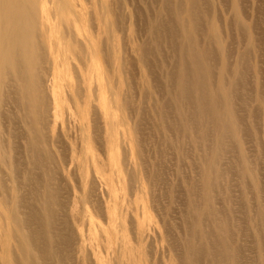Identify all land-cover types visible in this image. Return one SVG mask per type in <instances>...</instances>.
<instances>
[{"label":"bare ground","instance_id":"obj_1","mask_svg":"<svg viewBox=\"0 0 264 264\" xmlns=\"http://www.w3.org/2000/svg\"><path fill=\"white\" fill-rule=\"evenodd\" d=\"M174 1L148 34L169 35L163 91L150 65L163 46L125 54L111 0H0V264H250L240 211L264 264V187L236 103L252 70L246 53L227 63L207 1ZM128 64L152 114L132 115ZM165 198L179 221L159 213Z\"/></svg>","mask_w":264,"mask_h":264},{"label":"rangeland","instance_id":"obj_2","mask_svg":"<svg viewBox=\"0 0 264 264\" xmlns=\"http://www.w3.org/2000/svg\"><path fill=\"white\" fill-rule=\"evenodd\" d=\"M125 1H128V3H129L128 8H129V10L132 11V22L129 19L130 13L128 12L129 10L127 9V6L125 5ZM205 1H207L206 5H205L207 7V9H205V10H206V12L208 10V13H209V16H207V19L209 17V18L213 19L217 24L220 25V28H222V35L224 38V41H223L224 47L227 50L228 49L232 50L234 53V55H233V53L231 51H229L230 53L228 52L230 55L228 56L229 62H227V63L229 65L235 64L239 59L238 57L241 55H245V53H246L247 58H245L243 60L244 63L247 64V65H245V68L247 66V71L252 70L251 73L249 72L250 73L249 76L247 74L248 72L245 71L246 76L244 79L247 80V82L249 81L250 83L249 82L246 83L245 80L243 81V84L245 82L246 86L245 85L242 86L243 85L242 84L239 87L240 91H239V94H237L236 103L239 104L241 102L240 103L241 105L237 104L239 106V107L237 106V108H238L237 112H238V114H241L240 117H242V114L244 115L240 119H242L241 120L242 123L245 124L243 127L246 130L244 136L246 137L245 142H246V145L248 147L249 154L252 156V158H254L253 159L254 162H252V164L255 166V178H257L260 181V186L264 187V104H263L264 101L260 103L257 100H255L256 94L254 92V90L256 89L255 91L257 94L260 93L262 96L264 95V93H263V91H264V79L262 78V77H264V54H263L264 53V31H263L264 30V9H263L264 8V0H205ZM177 2L181 3V0H177ZM256 4H259V5H256ZM174 5H175L174 0H167L163 5H162L161 0H111V13H112L113 17H115V19L117 20V24L119 25L120 33L123 35L122 36L123 37V51L125 54H129L131 51L134 50L133 42L135 44L141 45L142 43H147V42L153 41L152 45L155 44L154 45V47H155L156 41H157L159 44H161V47L163 46V48H161V52H154L153 53V55H155V57L151 55L152 57H151V64H150L151 68H152L151 69L152 77H155V79L160 83V86L162 87L163 91H165L166 89H172V86H173V82L171 80V75H170V69L167 72L164 68H162V64L165 63V60H167L169 63L172 61L171 54H170L171 48L169 49V46H168L169 45V41H168L169 39H167L169 35L165 36V34H167L165 32V34L163 33V34H160L159 36H155L157 38H153V37H149L148 34H149V31L151 29L160 30L158 25L155 22H153L156 17H158V20H159L158 22L161 25V28H164L163 25L161 24L162 20L166 23L170 22V20L173 21V17L171 14V7H174ZM235 5H237L239 8L238 12H236V10H235ZM162 8L166 9V11L165 12L161 11V14H159L158 11H159V9H162ZM203 17H204V15H203ZM236 17L241 18L243 20L242 28H240L241 25L237 22L238 19ZM256 17H258V18H256ZM205 18H206V16H205ZM89 19L90 20L92 19L91 22L93 23L94 19L91 17L90 13H89ZM95 22H96V19H95ZM235 22H237L238 25ZM203 24H204V22H203ZM255 26H256V28H254ZM131 28H134V31H135L132 36L130 34ZM232 28H233V30H232ZM238 28L242 29L243 31H245V30L246 31L243 32L241 30H238ZM93 30L97 31L96 27H93ZM172 30L174 31V33L172 34L171 40H173L174 43H176L177 36L179 38V35H178V32L174 28ZM239 32H242L240 34H242V36L244 37V38L242 37L243 40H242V38L240 39L241 35L238 34ZM243 33L246 35H244ZM247 34L248 35L251 34V37L253 38L254 45L250 44V41L248 40ZM232 37H235V38L233 39ZM261 37L263 39H261ZM229 40H230V42H229ZM231 40H233V41H231ZM154 41H155V43H154ZM171 45L175 48V46L173 44H171ZM209 45H211L213 47L212 43ZM232 46L234 48H231ZM244 50H246L247 52ZM240 52L241 53L243 52V53L241 54ZM158 55L160 57H156ZM155 58H156V60H155ZM230 60L231 61L233 60L232 64H231ZM239 60H242V59H239ZM245 60H246V62H245ZM129 66H131V65L128 64V71L132 70L131 72H129V73H131L130 74L131 77H132V74L134 75V77H136L135 80H132V82H135V83H133V91H132L131 96L134 97L135 99H137V102L135 104L137 107V112L135 114L132 113V115L136 117L137 115H140L142 112H145V111L152 114L150 112V108L154 104H150L148 102V100H146V101L142 100L140 97V91L138 92L139 87L137 85V81H138V78L140 76V71L138 70L137 67H136V69H134L135 68L134 66H131L130 67L131 69H129ZM136 71H137V73H136ZM246 77L249 78L250 80H248ZM130 82H131V80H130ZM258 83L261 86L258 85ZM248 84H250V85L248 86ZM247 87H249L250 91H245L247 89ZM244 88H245V90H244ZM249 89H247V90H249ZM243 91L246 93H244ZM240 92H241V94H240ZM242 93L245 94L246 96H248V98L246 99V101L248 103L246 101L242 102V99H245V97H244V95H242ZM250 93H252L253 95H251ZM250 96L251 97L253 96V98H250ZM239 97L241 98V100ZM249 98L251 100H249ZM139 101L142 102L141 105L138 104ZM245 102L247 104H245ZM241 106H244L245 108H247L248 111L245 108H244L245 109L244 110ZM246 106H248V107H246ZM251 108H253V112L251 111L252 110ZM239 110H242V111H239ZM254 111L256 113H254ZM249 116H250V118H249ZM150 122H152L151 119H150ZM138 129H139V127H138ZM176 156H177V154H176ZM176 160L178 161V159H176ZM177 161H176V163H177ZM194 174L195 173H192V176H194ZM192 176H190V178ZM195 176H196V174H195ZM195 176H194V178H195ZM194 178L190 179V180L195 182L197 180V178L196 179H194ZM170 181L171 180H169V182ZM177 185H179V184L177 183ZM235 196L233 197L234 200H238V203L240 201V206H241V203L243 204L244 200L240 197L235 198ZM253 196L255 198H258L255 193H253ZM164 200H165V203H164L163 207L166 209L162 208V206H161V212L158 210L159 213L161 214V216L166 217L167 214L170 213V216H172L173 221L174 220L179 221V218H180V214L178 212L179 210L175 209V208H170V207H171V204L173 202H174L173 205H178V204L180 205V203L175 201L173 198H165ZM260 200H262V202L264 203V191H263L262 198ZM179 205H178V207H179ZM236 207L240 208L239 204L236 205ZM168 209L171 212L168 211ZM241 212L242 211H240L239 213L238 212L236 213L235 223L243 224V229L247 230L245 232L247 233L249 239L246 240V238H243L244 242L242 239L243 243L241 242V240H240V243H241V245H243L244 248L247 249L245 252L246 256L248 258H252L254 260L255 257L257 256L256 255L257 254L256 253L257 252V250H256L257 246L255 245L256 243L254 241V234H256L257 232L254 233L255 231H254L253 227L251 228L249 226V228H247V229L245 228L246 227V221L243 220L244 214ZM153 215H154V212H153ZM176 223H177V221H176ZM247 227H248V224H247ZM181 231L182 230H179V232H181ZM173 232H177V230H173ZM169 246L170 245L168 244V247ZM169 252L170 251H168V248L166 247V254L168 255ZM178 260H179L178 258H175V264H176V261H178ZM256 260H257V257H256ZM252 261L250 264L255 263Z\"/></svg>","mask_w":264,"mask_h":264}]
</instances>
